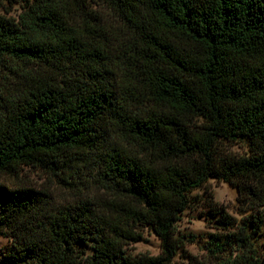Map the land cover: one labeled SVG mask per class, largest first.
<instances>
[{"label":"trees","instance_id":"trees-1","mask_svg":"<svg viewBox=\"0 0 264 264\" xmlns=\"http://www.w3.org/2000/svg\"><path fill=\"white\" fill-rule=\"evenodd\" d=\"M0 16V62L37 60L59 75L0 94V173L100 154L112 204L51 208L44 194L0 186V264H170L191 194L234 183L264 208V0H23ZM120 22V23H119ZM118 25V27H117ZM121 142L105 150L106 135ZM246 141L235 158L225 143ZM246 264L257 256L247 223L222 214ZM149 227L157 257L126 247ZM92 243V254L78 246Z\"/></svg>","mask_w":264,"mask_h":264},{"label":"rangeland","instance_id":"rangeland-1","mask_svg":"<svg viewBox=\"0 0 264 264\" xmlns=\"http://www.w3.org/2000/svg\"><path fill=\"white\" fill-rule=\"evenodd\" d=\"M92 8L107 13V9ZM23 0H0V16L18 19L23 12ZM120 23V22H119ZM118 27V25H117ZM54 64L37 60H15L5 57L0 62V94L8 96L33 85L41 76L59 75ZM6 110L0 108V126ZM105 150L121 142L111 131L106 135ZM224 151L235 158L251 154L249 143L237 141L225 143ZM100 154L96 152L73 153L56 165L22 166L15 171L0 173V186L8 190H33L44 194L51 208L58 209L79 203L95 207L112 204L114 198L100 184ZM224 180L210 179L202 188L191 194V204L183 213L175 228V238L181 248L170 264H246L243 249L233 242L234 227L220 223L222 214L236 223L249 225L257 256L264 262V208L251 209L240 196L237 185ZM141 239L126 247L128 255L157 257L162 252L160 238L149 227L139 229ZM12 238L0 235L1 254L12 245ZM85 255L92 254V243L78 246Z\"/></svg>","mask_w":264,"mask_h":264}]
</instances>
